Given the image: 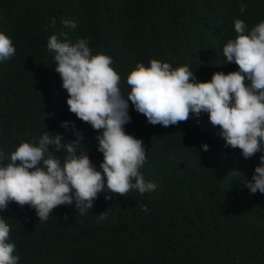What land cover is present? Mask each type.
I'll list each match as a JSON object with an SVG mask.
<instances>
[{
  "label": "trees",
  "instance_id": "16d2710c",
  "mask_svg": "<svg viewBox=\"0 0 264 264\" xmlns=\"http://www.w3.org/2000/svg\"><path fill=\"white\" fill-rule=\"evenodd\" d=\"M0 264H264V0H0Z\"/></svg>",
  "mask_w": 264,
  "mask_h": 264
},
{
  "label": "clouds",
  "instance_id": "9594fccd",
  "mask_svg": "<svg viewBox=\"0 0 264 264\" xmlns=\"http://www.w3.org/2000/svg\"><path fill=\"white\" fill-rule=\"evenodd\" d=\"M227 57H231V56H227ZM200 58V60L206 62V59H205V54L203 57H198ZM218 60V58L214 57V61L215 60ZM222 59V57H221ZM228 60V59H227ZM213 61V62H214ZM229 61V60H228ZM206 65V64H205ZM218 67V66H217ZM221 69H223V67H225L228 72L230 73L231 71V67L227 66L225 63H224V60L222 61V65L220 66ZM218 67V69L220 68ZM200 75L198 74V68L194 69V70H191V73L189 75V80H188V83H187V87H191L193 86L194 84H198L200 83ZM36 163V162H35ZM21 179L24 180L28 186V188H31L33 187L36 182H37V179H38V172H37V167H36V164H33V163H29L27 164L23 171H22V174H21ZM66 198L64 195H61L60 194V199H64Z\"/></svg>",
  "mask_w": 264,
  "mask_h": 264
}]
</instances>
